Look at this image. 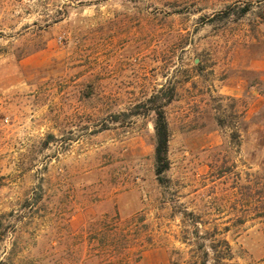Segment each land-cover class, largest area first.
I'll return each mask as SVG.
<instances>
[{"label":"rangeland","instance_id":"rangeland-1","mask_svg":"<svg viewBox=\"0 0 264 264\" xmlns=\"http://www.w3.org/2000/svg\"><path fill=\"white\" fill-rule=\"evenodd\" d=\"M0 264H264V0H0Z\"/></svg>","mask_w":264,"mask_h":264},{"label":"trees","instance_id":"trees-1","mask_svg":"<svg viewBox=\"0 0 264 264\" xmlns=\"http://www.w3.org/2000/svg\"><path fill=\"white\" fill-rule=\"evenodd\" d=\"M247 10H242L241 13H246ZM154 135H155V176L160 184H163V175L168 171L170 163L168 160V140L169 132L165 118V113L162 107L155 110L154 120ZM116 228V227H115Z\"/></svg>","mask_w":264,"mask_h":264}]
</instances>
